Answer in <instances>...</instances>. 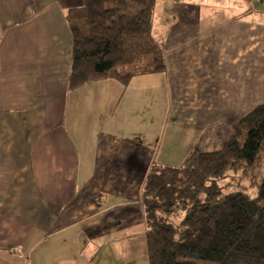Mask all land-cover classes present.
<instances>
[{
  "label": "crops",
  "instance_id": "crops-1",
  "mask_svg": "<svg viewBox=\"0 0 264 264\" xmlns=\"http://www.w3.org/2000/svg\"><path fill=\"white\" fill-rule=\"evenodd\" d=\"M83 5L0 0V264H45L42 246L54 254L69 231L104 222L111 208L101 203L123 169L140 164L138 140L148 139L140 115L155 104L165 108L143 154L141 198L153 165L220 151L233 126L264 105V0H156L152 34L165 71L116 80L112 98L97 99L91 84H69L68 16ZM82 250L49 264H83Z\"/></svg>",
  "mask_w": 264,
  "mask_h": 264
},
{
  "label": "trees",
  "instance_id": "trees-1",
  "mask_svg": "<svg viewBox=\"0 0 264 264\" xmlns=\"http://www.w3.org/2000/svg\"><path fill=\"white\" fill-rule=\"evenodd\" d=\"M155 8L156 0H84L72 10L71 90L164 72ZM263 146L264 105L233 126L220 151L194 149L180 167L153 165L142 198L149 264H264V176L255 198L221 185L239 164L247 176Z\"/></svg>",
  "mask_w": 264,
  "mask_h": 264
},
{
  "label": "rangeland",
  "instance_id": "rangeland-1",
  "mask_svg": "<svg viewBox=\"0 0 264 264\" xmlns=\"http://www.w3.org/2000/svg\"><path fill=\"white\" fill-rule=\"evenodd\" d=\"M116 82L114 79H109L105 80V82L103 80L89 83L91 84L88 87L90 98H101L104 92L107 98H112V88ZM98 86L100 87L98 88ZM153 90L155 91L154 93L157 92L156 87ZM146 92L148 94L151 93L148 89ZM164 108L165 104L162 102L158 105L155 104L152 111L148 109L142 116L138 114L140 115L141 122L142 120L145 122L141 126H144V130L148 133L147 137L151 141L156 133V128L161 119L160 115L163 113ZM123 130L122 134L126 135L127 128H123ZM133 131L135 130L131 129L129 133ZM135 138L136 136L132 137V139ZM148 139L138 140L139 143L142 140L145 142H142L143 144L137 147L136 152L140 154V164L132 166L136 170H130L129 172V168L123 169L120 185L110 183V185H113L110 187L111 192L107 194V200L101 203L103 209L111 208L104 222L102 221L100 226L91 232L79 233L76 229L69 231L67 234L75 233V235L67 239V243L61 241L60 250L54 252V254H51V252L46 253L44 246H42L38 252L45 264L55 262L56 259L61 258L64 254L72 256L73 251L81 249H83L81 254L84 255L83 264H149L146 224L141 204L144 173L140 168L146 165L144 155L150 147L148 146ZM123 140L125 141V139ZM239 165L236 167H239V169L233 172L221 185L225 187L224 191L227 193L242 192L255 198L257 196L258 184L262 179H260V175L261 177L264 176V146L255 165L248 171L247 176L243 174L245 170L244 164ZM89 173L96 174L94 171H90ZM106 190L108 191L107 188ZM62 236L51 237L45 244L51 242L56 244L58 238ZM69 260L70 258L67 261Z\"/></svg>",
  "mask_w": 264,
  "mask_h": 264
}]
</instances>
